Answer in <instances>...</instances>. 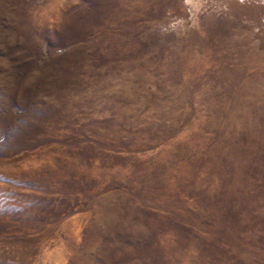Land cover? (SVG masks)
<instances>
[{"label":"rangeland","instance_id":"obj_1","mask_svg":"<svg viewBox=\"0 0 264 264\" xmlns=\"http://www.w3.org/2000/svg\"><path fill=\"white\" fill-rule=\"evenodd\" d=\"M0 264H264V0H0Z\"/></svg>","mask_w":264,"mask_h":264}]
</instances>
